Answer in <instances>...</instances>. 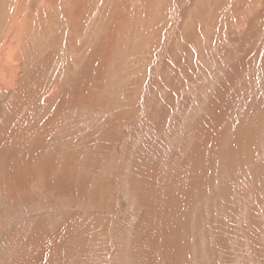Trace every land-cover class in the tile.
I'll return each mask as SVG.
<instances>
[{"label": "rangeland", "instance_id": "obj_1", "mask_svg": "<svg viewBox=\"0 0 264 264\" xmlns=\"http://www.w3.org/2000/svg\"><path fill=\"white\" fill-rule=\"evenodd\" d=\"M0 264H264V0H0Z\"/></svg>", "mask_w": 264, "mask_h": 264}, {"label": "bare ground", "instance_id": "obj_2", "mask_svg": "<svg viewBox=\"0 0 264 264\" xmlns=\"http://www.w3.org/2000/svg\"><path fill=\"white\" fill-rule=\"evenodd\" d=\"M4 49V48H3ZM8 53V52H7ZM8 61V59H5V63Z\"/></svg>", "mask_w": 264, "mask_h": 264}]
</instances>
